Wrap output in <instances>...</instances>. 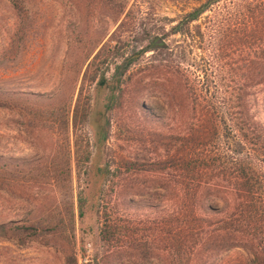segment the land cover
Segmentation results:
<instances>
[{
    "label": "rangeland",
    "instance_id": "rangeland-1",
    "mask_svg": "<svg viewBox=\"0 0 264 264\" xmlns=\"http://www.w3.org/2000/svg\"><path fill=\"white\" fill-rule=\"evenodd\" d=\"M126 3L127 12L144 17V24L158 36L181 14L169 0H20L19 10L9 0H0V90L27 95L12 108L0 107V155L33 162L22 172L13 169L12 193L0 190V224H37L49 216L65 224L57 235L21 244L0 235V264H163L157 257L128 255L110 261L108 246L100 238L104 223L111 220L123 243L143 244L149 235L148 242L160 247L159 235L151 232L160 226L158 206L163 204L156 194L155 161L168 153L170 140L162 141L163 126L174 124L167 120L160 125L153 118L168 109L161 96L163 73L150 68L161 63V52L135 59L122 76L128 54L147 44L138 45L136 37L111 42L123 18L120 5ZM105 43L103 61L95 68L97 83L105 76V84H84L89 63ZM82 87L91 116L78 134L91 145V161L80 176L73 162L72 181L65 175L58 182L53 171L66 168L74 145L60 120L73 111ZM258 92L253 112L264 124V90ZM38 95L50 99H36ZM20 104L45 109L52 118L42 127L30 126ZM223 258V264H249L251 259L242 250Z\"/></svg>",
    "mask_w": 264,
    "mask_h": 264
},
{
    "label": "trees",
    "instance_id": "trees-1",
    "mask_svg": "<svg viewBox=\"0 0 264 264\" xmlns=\"http://www.w3.org/2000/svg\"><path fill=\"white\" fill-rule=\"evenodd\" d=\"M9 1L20 9V0ZM169 1L181 14L169 30H160V36L144 24V17L127 12V3L120 5L123 18L111 36V42L116 39L118 44L132 37L138 45L147 43L128 54L122 76L144 54L164 55L158 66L150 67L163 73L161 96L168 106L164 116L153 118L160 125L167 120L174 123L171 128L163 126L162 141L170 140L168 153L155 161L156 194L163 204L158 206L160 226L151 232L159 235L160 247L148 242L149 235L143 244L123 243L116 236L119 227L110 220L100 231L108 246L107 258L120 262L128 255L157 257L163 264H218L222 256L223 264V256L242 250L251 258L249 264H264V124L256 118L252 103L258 89L264 90V0ZM108 44L89 63L84 84L97 83L95 68ZM99 81L104 85L105 76ZM26 96L0 90V107L12 108ZM20 105L30 126L42 127L52 118L45 109ZM90 116L91 104L83 101L82 87L73 111L60 120L65 136L74 137V145L66 168L53 171L58 182L65 175L72 181L73 162L80 176L91 161V145L78 134ZM32 163L0 155V190L12 193L13 169L22 172ZM49 218L37 224L2 223L0 235L21 244L65 231L62 220ZM71 221L73 228L74 213Z\"/></svg>",
    "mask_w": 264,
    "mask_h": 264
}]
</instances>
